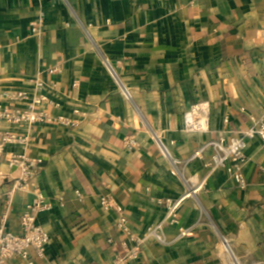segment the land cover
<instances>
[{
	"label": "crops",
	"instance_id": "0c3cea01",
	"mask_svg": "<svg viewBox=\"0 0 264 264\" xmlns=\"http://www.w3.org/2000/svg\"><path fill=\"white\" fill-rule=\"evenodd\" d=\"M40 13L37 36L31 23ZM51 67L60 72L50 75ZM38 73L57 83L51 97L60 104L39 108L77 125H39L32 145L8 146L0 159L3 172L13 153L45 160L37 182L54 207L37 221L51 241L45 258L32 253L34 264H112L118 213L102 208V195L112 194L144 233L163 221L164 199L203 179L178 224L163 226L164 241L148 239L131 264H264V144L247 141L245 189L225 168L204 166L211 147L194 156L264 117V0H0V89L30 90ZM204 100L209 131H185V113ZM133 131L141 146L128 151ZM11 188L0 187V225L7 214L6 227L19 232L33 194L26 187L10 201Z\"/></svg>",
	"mask_w": 264,
	"mask_h": 264
},
{
	"label": "built area",
	"instance_id": "2783aa9c",
	"mask_svg": "<svg viewBox=\"0 0 264 264\" xmlns=\"http://www.w3.org/2000/svg\"><path fill=\"white\" fill-rule=\"evenodd\" d=\"M44 23V14L40 15L31 23V33L39 36L42 33ZM110 66V65H109ZM111 68V67H110ZM113 74L114 71L111 68ZM60 72L58 67L48 69L50 75ZM30 90L23 89H0V159L8 146L18 145L25 150L32 145L36 139V127L42 124H56L67 127H74L77 122L66 116L56 115L44 109L40 105H52L60 107L55 102L51 93L57 87L54 80H46L41 73H38L29 79ZM78 81L73 83L77 87ZM124 93L130 97L125 89ZM209 101H200L190 107L184 116V128L187 132L209 131L210 128ZM75 113H80L78 109ZM228 122V119H225ZM139 132L133 131L124 139V148L128 151H136L141 144L138 138ZM259 138L264 144V117H251V125L248 129L240 131L228 141L221 137L216 141H210L194 156L203 157L206 148L211 147L213 154L210 160L204 163L205 167L216 168L223 167L235 184L245 189L248 186V180L244 173V167L247 163L245 149L249 139ZM158 146L163 154L170 156L167 146L161 138L156 137ZM42 157L30 156L26 152L13 153L8 161L9 172L0 170V187L7 182L12 183V188L7 193L11 201L18 190L30 187L33 199L26 210L20 215V231L13 232L6 227L7 214L2 218L0 225V264H9L14 258H21L27 264H34L32 253L39 258H45L47 247L51 241L49 232L38 223V215L45 211L53 209L54 204L48 201L37 177L44 164ZM178 161L174 160L177 165ZM18 174L15 175L14 173ZM205 186V179L195 186H188L186 192L180 197L166 198L161 203L165 207V217L162 222L147 227L144 233L134 231L130 224L127 213L112 194L107 193L100 197V205L103 209L114 208L118 213L116 229L121 235L120 242L117 244L111 240L112 245V264H131L138 261L141 257L142 248L148 239L154 238L163 242L164 235L162 228L164 225H175L179 222V209L184 201L190 197L196 196ZM77 196L82 199V193L76 191ZM188 230L180 228V236H186ZM226 250L232 253L229 244L224 239ZM119 245L120 249H118ZM237 264V263H235Z\"/></svg>",
	"mask_w": 264,
	"mask_h": 264
}]
</instances>
